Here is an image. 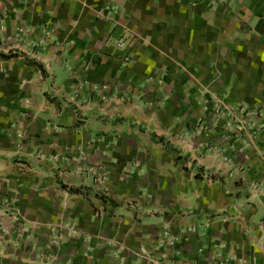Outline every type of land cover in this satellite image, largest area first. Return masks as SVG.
<instances>
[{
  "label": "crops",
  "instance_id": "obj_1",
  "mask_svg": "<svg viewBox=\"0 0 264 264\" xmlns=\"http://www.w3.org/2000/svg\"><path fill=\"white\" fill-rule=\"evenodd\" d=\"M263 147L264 0H0V264H264Z\"/></svg>",
  "mask_w": 264,
  "mask_h": 264
},
{
  "label": "built area",
  "instance_id": "obj_2",
  "mask_svg": "<svg viewBox=\"0 0 264 264\" xmlns=\"http://www.w3.org/2000/svg\"><path fill=\"white\" fill-rule=\"evenodd\" d=\"M262 156L264 157V147L262 149ZM7 212L8 209H6L4 213L0 212V238L7 239L5 245L10 244L12 242L11 234L13 235V237L15 236L14 238L19 237L20 239H22L24 235L25 236L27 235L26 230L24 229L23 225L20 222L18 221L11 222L8 219ZM58 239L59 238H55V239L53 238L49 243L48 247L49 248L59 247ZM16 240H13V243ZM41 254H43L42 251Z\"/></svg>",
  "mask_w": 264,
  "mask_h": 264
},
{
  "label": "rangeland",
  "instance_id": "obj_3",
  "mask_svg": "<svg viewBox=\"0 0 264 264\" xmlns=\"http://www.w3.org/2000/svg\"><path fill=\"white\" fill-rule=\"evenodd\" d=\"M58 243H59V247L60 246L62 247L64 241L58 239ZM7 245L10 247V249H13L14 248L13 243H10V244H7ZM9 247H4V248L5 249H8ZM51 248H53V247H51ZM34 254L36 255V257H37V259H38L39 262H42L43 264H46L47 263L49 256L41 254V251L39 250V248H35L34 249Z\"/></svg>",
  "mask_w": 264,
  "mask_h": 264
}]
</instances>
